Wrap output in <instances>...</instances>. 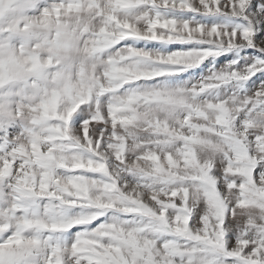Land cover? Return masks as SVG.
Instances as JSON below:
<instances>
[{"label":"snow or ice","instance_id":"snow-or-ice-1","mask_svg":"<svg viewBox=\"0 0 264 264\" xmlns=\"http://www.w3.org/2000/svg\"><path fill=\"white\" fill-rule=\"evenodd\" d=\"M0 264H264V0H0Z\"/></svg>","mask_w":264,"mask_h":264}]
</instances>
